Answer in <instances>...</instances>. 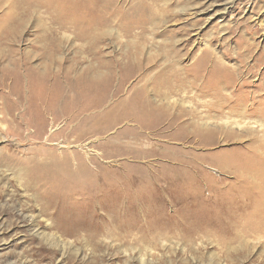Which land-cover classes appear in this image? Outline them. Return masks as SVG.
Wrapping results in <instances>:
<instances>
[{
  "label": "rangeland",
  "instance_id": "374dc122",
  "mask_svg": "<svg viewBox=\"0 0 264 264\" xmlns=\"http://www.w3.org/2000/svg\"><path fill=\"white\" fill-rule=\"evenodd\" d=\"M15 1L0 0V264H264V236L239 232L236 238H222L221 232L232 225L226 221L225 211L216 215L210 209L214 204L209 203L207 187L213 180L200 185L199 174L185 173L186 168L178 166L172 178L180 180L175 188L177 193L166 198L155 180L146 179L147 169L155 170V165L161 164L166 147L171 145L186 153L194 148L191 142L171 143L155 135L148 136L135 150L132 146L119 148L117 140L131 143L129 136L115 135L124 129V123L75 145L71 138L69 151L97 156L95 161L103 168L102 185H107L111 195L139 197L135 193L137 187L147 185L144 194L152 198V205L151 211L142 215H137L141 211L138 208L130 212V218L115 219L112 214L105 215L87 205L89 200H77L75 196L71 202L65 197L46 199V190L37 178L45 180L43 174L56 172L55 165L66 153L62 152L66 148L62 144L66 133L58 131L63 126L62 119L40 136L33 129L24 130L27 77L23 79L30 74L29 70H42L43 53L52 52L54 46V52L62 56L61 65L55 68L61 70L59 77L67 76L77 87L87 89L86 95L91 96L86 100L88 106L98 100L100 107L96 111H108L136 82V76L129 79L124 93L114 98L116 75L138 61L144 67L148 60L158 62L167 52L187 58L180 64L187 70H194L197 63L193 61L206 51L241 70L257 63L256 70L263 73L264 0H145V7L156 10L157 18L155 23L145 24L143 35L137 23H121L128 14L133 16L139 0H109L114 3L101 13L93 6L84 9L80 0H74L77 5H72L68 21L62 24L67 25L65 35L51 24L52 14L48 10L15 7ZM92 4L99 1L93 0ZM102 13L106 17L83 34L74 32L78 24L89 21L88 17ZM79 14L80 17L71 18ZM95 26L98 27L93 29ZM250 79L254 81L255 76ZM104 80L110 81L108 92L101 89ZM245 141L195 147L194 153L199 157L227 150L226 155L231 156L233 149L242 148ZM97 143H101L102 150L90 147ZM182 153L184 161L188 156ZM208 172L214 180L220 177L214 169ZM186 176L196 179L197 189H193V182L182 184ZM98 184L90 178L83 185ZM110 202L112 199L104 204ZM109 217L115 219L114 225H96L109 221ZM117 222H123V226ZM237 225L234 229L241 231L239 221Z\"/></svg>",
  "mask_w": 264,
  "mask_h": 264
},
{
  "label": "bare ground",
  "instance_id": "6f19581e",
  "mask_svg": "<svg viewBox=\"0 0 264 264\" xmlns=\"http://www.w3.org/2000/svg\"><path fill=\"white\" fill-rule=\"evenodd\" d=\"M80 1L79 4L83 5L84 9H91L90 6H93L96 7L95 10H99V13L113 2L98 0L99 4L90 5L93 0ZM145 4V0H139L137 7L131 10L133 16L128 14V18L121 20V23H130L126 24L127 26L137 23L141 35L146 32L145 24L155 21L157 12L151 7H145ZM72 5H77V2L74 0L14 2L15 7L45 8L52 14L51 24L63 30V34L67 25L62 24L68 21ZM184 13L189 12L184 11ZM72 17H80V14L71 15ZM101 17L106 15L102 13L100 16L88 17L89 21L78 24L74 32L83 34ZM74 32L69 31L70 34ZM65 38L68 39L69 36ZM53 47L52 52L43 53L42 70L34 73L28 69L30 74L23 76V79L27 77L26 95L24 94L27 102L25 104L27 117H25L24 130L33 129L34 134L40 136L48 127L53 128L57 121L62 119L63 126L58 131L66 133L62 143L66 146V148L63 146L62 152L66 153H62L64 155L59 158L60 163L55 165L56 172L43 174L45 180L37 178L46 190L44 191L46 199L55 200L65 197L66 201L71 202L75 200L71 199L75 196L77 200H89L90 203L87 205L102 210L105 215L112 214L115 219L130 218V212L138 208L141 211L139 210L140 213L137 215L148 212L152 198L145 197L146 184L137 187L135 193L139 197L132 194H126L124 197L111 195L110 191L106 190L107 185H102L103 168L95 161L97 156L82 155L78 151L68 150L71 144L82 142L89 136L105 134L124 123V129L115 135L119 134L124 138L129 136L131 143L117 140L115 143L119 148L132 146L134 149L141 142H146L148 136L155 135L166 138L168 142L192 143L190 144L194 148H190L186 153L171 145L166 147L161 164L155 165V170L147 169L145 172L146 179L155 180L166 198L172 193H177L175 188L180 184V180L172 179L177 167H185L183 172L199 174L200 185L213 180L207 187L209 203L214 204L210 209L215 211L216 215L221 210L225 211L226 221L228 224L231 222L232 225V228L227 229L225 233L221 232L222 238L224 236L236 238L237 234L249 232L264 236V72L259 73L258 69L256 70L257 63L241 70L222 63L220 57L216 58L213 52L204 51V54L201 53L203 55H197L198 57L193 61L197 63V67L194 70H187L180 67L187 58L182 59L177 52H167L158 62L148 60L145 67L140 63L141 61L135 62L133 66L132 64L126 66L124 71L116 75L117 83L113 97L123 94L125 84L134 76H136L135 84L128 90L125 89L123 97L114 102L113 107L108 111H96L100 107L98 100L90 106L86 104V100L91 99L90 95H86L87 89L77 87L75 82L68 80L67 76L59 77L61 70L55 68L61 65L62 56L54 52ZM153 56L151 59L154 58ZM255 61L257 62L258 59ZM253 76H255L254 81L249 80ZM240 78H243L241 82ZM109 83V80H104L101 89L108 92ZM19 94L23 98V94ZM92 110L96 112L87 114ZM222 141L224 143L245 141L246 144L242 148L233 149L234 153L231 156L226 155L227 150L203 154L199 157L194 153L195 147L211 148ZM90 147L102 150L101 143ZM180 153L186 154L188 158L182 161ZM153 166L149 167L153 168ZM207 169H214L220 177L214 180L212 173ZM90 178L100 184L84 187V182L86 183ZM229 178L232 181H227ZM46 180L51 181L45 182ZM182 182V184L193 182V189H197L199 185L191 176L184 177ZM64 190L69 191L66 193ZM111 199L112 202L104 204ZM58 206H61V203ZM235 217L237 219L232 220ZM109 218V221L98 222L96 225L100 227L114 225L115 219ZM237 221L242 225L241 231L234 229L238 226ZM117 224L123 226V222Z\"/></svg>",
  "mask_w": 264,
  "mask_h": 264
}]
</instances>
